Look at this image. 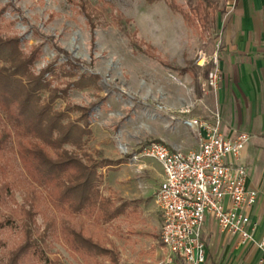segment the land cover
<instances>
[{
	"label": "rangeland",
	"instance_id": "obj_1",
	"mask_svg": "<svg viewBox=\"0 0 264 264\" xmlns=\"http://www.w3.org/2000/svg\"><path fill=\"white\" fill-rule=\"evenodd\" d=\"M203 1L0 0V35L18 37L25 52L31 47L39 49L32 70L35 75L46 71L49 85L40 91L42 101L52 96L50 103L64 113V124H87L91 131L80 148L70 142L63 149L96 161L103 177L100 193L116 204L129 203L125 213L99 226L84 216L72 220L83 221L89 234L110 248L120 264H183L178 257L168 258L159 239L161 217L154 199L160 183L159 163L135 156L142 144L175 125L163 114L167 107L161 92L169 88L170 81L182 85L196 112L204 110L202 104H213L212 95L216 96L222 81L220 62L226 52L227 23L238 13V1L211 0L216 11H204ZM197 5L202 9L200 15L193 10ZM216 45L220 81L213 89L207 85L212 64L201 67L197 60L202 54L210 55ZM198 86L202 104L195 93ZM51 91L55 93L50 95ZM4 126L8 128L5 119L0 131ZM3 139L0 185L7 182L8 186L0 199V221L4 223L0 263L25 239L22 208L33 200L44 209L36 214L33 228L40 252L21 255L17 264H85L65 247L56 227L45 232V222L54 210L44 189L25 173L17 152L18 137L10 132ZM46 150L55 158L53 149ZM259 166L264 177V163ZM258 189L253 240L244 244L245 250H235L239 245L215 226L217 232L202 234L210 249L209 264H264V247L255 242L264 238V181ZM99 262L108 264L109 259L102 256Z\"/></svg>",
	"mask_w": 264,
	"mask_h": 264
},
{
	"label": "trees",
	"instance_id": "obj_2",
	"mask_svg": "<svg viewBox=\"0 0 264 264\" xmlns=\"http://www.w3.org/2000/svg\"><path fill=\"white\" fill-rule=\"evenodd\" d=\"M203 4L204 11L218 10L211 0H204ZM193 10L200 15L202 9L197 5ZM20 44L18 37L0 35V123L5 119L8 126L0 131V141L10 132L18 137L17 152L25 173L34 184L44 189L54 210L45 222V232L56 227L65 247L85 264H101L99 258L102 256L108 257V264H120L110 248L89 234L83 221L77 224L72 220L75 216H84L99 226L125 213L129 203L123 201L116 204L112 198L100 193L99 185L103 177L96 161L88 157L80 159L73 152L63 149L62 145L70 142L80 148L81 144L87 143L91 131L87 124L80 126L71 121L64 124V113L54 110L50 103L52 96L42 101L40 91L48 89L49 85L44 78L46 71L35 75L32 70L39 49L31 47L30 51L25 52ZM139 51L149 54L145 50ZM148 56H152V53ZM201 92L198 86L196 95L200 96ZM52 93L55 91H51L50 95ZM47 147L53 149L55 158L50 157ZM79 151L86 156L82 149ZM7 186V182L0 185V199ZM22 209L25 239L4 264H17L21 255L40 252L37 245L40 241L33 237V228L36 226V214L44 209L39 208V204L33 200L28 201V208ZM3 225L0 221V227Z\"/></svg>",
	"mask_w": 264,
	"mask_h": 264
},
{
	"label": "built area",
	"instance_id": "obj_3",
	"mask_svg": "<svg viewBox=\"0 0 264 264\" xmlns=\"http://www.w3.org/2000/svg\"><path fill=\"white\" fill-rule=\"evenodd\" d=\"M218 53L216 45L210 55L202 54L197 60L201 67L212 64L207 85L213 89L220 81ZM192 108L186 105L176 111L166 108L165 112L185 115ZM182 121L192 129L197 149H173L163 141L150 140L139 147L135 158L153 159L163 171L154 199L162 222L159 239L168 258L178 257L183 264H204L202 228L207 218L242 244L253 240L256 221L251 210L259 192L248 186V169L242 159L251 135L246 131L225 135L218 110L212 112L211 119L191 116ZM255 242L264 247V238Z\"/></svg>",
	"mask_w": 264,
	"mask_h": 264
},
{
	"label": "crops",
	"instance_id": "obj_4",
	"mask_svg": "<svg viewBox=\"0 0 264 264\" xmlns=\"http://www.w3.org/2000/svg\"><path fill=\"white\" fill-rule=\"evenodd\" d=\"M237 1L238 13L227 23L224 38L226 52L220 62L223 72L222 81L216 96L212 95L213 104L210 107L202 104L201 94L200 96L196 95L197 101H200L199 104L204 107L201 113L196 112L193 108L190 113L185 115H171L168 112H163L166 118L173 121L175 125L172 130L158 132L157 138L151 140L163 141L173 149H197L198 141L192 129L183 123V118L197 116L211 119L212 112L218 110L225 135L233 136L240 131H246L251 135L242 154V159L248 169V186L256 188L260 192L258 188L264 181L262 168L259 166L260 163H264V0ZM181 86L180 83L170 81L169 88H163L161 92L163 106L176 111L189 105ZM162 179L163 171L160 166V182ZM258 202L259 198L251 210V218L256 222ZM215 226L214 221L207 218L202 228V234L207 236L209 233L217 232ZM223 235L228 236L239 245L235 250L246 249L236 236L225 233ZM228 247L230 249V246ZM209 257L210 249L206 248L204 264L210 263Z\"/></svg>",
	"mask_w": 264,
	"mask_h": 264
}]
</instances>
